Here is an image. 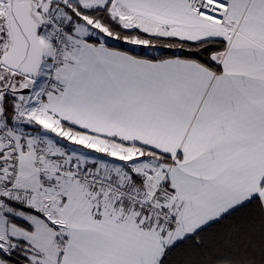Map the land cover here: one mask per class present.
Listing matches in <instances>:
<instances>
[{"label": "snow or ice", "instance_id": "obj_1", "mask_svg": "<svg viewBox=\"0 0 264 264\" xmlns=\"http://www.w3.org/2000/svg\"><path fill=\"white\" fill-rule=\"evenodd\" d=\"M0 264H264V0H0Z\"/></svg>", "mask_w": 264, "mask_h": 264}]
</instances>
